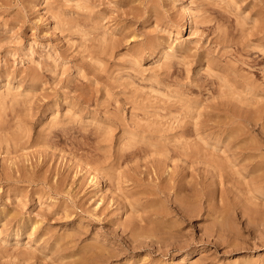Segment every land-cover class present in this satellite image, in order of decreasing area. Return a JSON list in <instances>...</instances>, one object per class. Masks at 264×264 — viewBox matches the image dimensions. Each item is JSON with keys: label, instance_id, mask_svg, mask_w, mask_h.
Instances as JSON below:
<instances>
[{"label": "rangeland", "instance_id": "1", "mask_svg": "<svg viewBox=\"0 0 264 264\" xmlns=\"http://www.w3.org/2000/svg\"><path fill=\"white\" fill-rule=\"evenodd\" d=\"M0 264H264V0H0Z\"/></svg>", "mask_w": 264, "mask_h": 264}, {"label": "bare ground", "instance_id": "2", "mask_svg": "<svg viewBox=\"0 0 264 264\" xmlns=\"http://www.w3.org/2000/svg\"><path fill=\"white\" fill-rule=\"evenodd\" d=\"M235 129L236 130H240L241 128L238 125V127L235 126ZM232 137L235 140H238V144L239 145L241 144V142H243L242 145H240L241 150H246L248 148L253 147V145L250 144L247 140H245V138L244 139H240V138H238V136L236 137V135H234ZM243 152H245V151H243ZM210 164H214V166L216 168H218V170H223L225 168V166L222 163H212V161H210ZM94 177L97 178V176H94ZM202 187H203V190H204V188H205L204 185H202ZM203 190H201L199 188L197 190L194 189L193 193L189 196V198H182V199L179 200L178 203H179V207H180V212L181 213L183 212L182 216L184 218L192 216V214H194L199 209V203H201L205 198L210 197L209 192L203 191ZM181 213H180V215H181ZM199 215H200V213H199ZM128 230H129V228H128ZM138 234L139 235L141 234V229H137V228H132L131 229V237H132L133 240L136 239V235H138ZM191 252H195V250L190 251V253Z\"/></svg>", "mask_w": 264, "mask_h": 264}]
</instances>
